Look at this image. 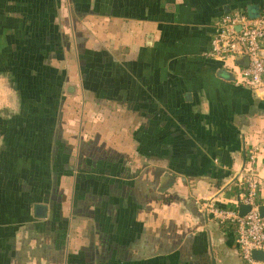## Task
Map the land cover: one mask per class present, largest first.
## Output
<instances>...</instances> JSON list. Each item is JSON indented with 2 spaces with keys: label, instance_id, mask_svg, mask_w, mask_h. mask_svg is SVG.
<instances>
[{
  "label": "crops",
  "instance_id": "0c3cea01",
  "mask_svg": "<svg viewBox=\"0 0 264 264\" xmlns=\"http://www.w3.org/2000/svg\"><path fill=\"white\" fill-rule=\"evenodd\" d=\"M250 6L0 0V264H246L204 206H235L253 152L264 205V87L208 56Z\"/></svg>",
  "mask_w": 264,
  "mask_h": 264
},
{
  "label": "built area",
  "instance_id": "2783aa9c",
  "mask_svg": "<svg viewBox=\"0 0 264 264\" xmlns=\"http://www.w3.org/2000/svg\"><path fill=\"white\" fill-rule=\"evenodd\" d=\"M240 27V30L238 29ZM264 12L257 19H250L245 13L234 12L221 16L214 24V34L208 56L222 63L226 70L234 72L239 84L253 90L264 87ZM241 58H248L247 67L239 66ZM256 154L248 156L249 168L241 175L242 194L233 208H220L214 204L205 205L206 212L225 226L235 230V241L241 259L246 264H264L252 257L255 251L264 252V219L261 218L258 200L259 179L254 163ZM247 205L250 211L240 216L239 207Z\"/></svg>",
  "mask_w": 264,
  "mask_h": 264
},
{
  "label": "water",
  "instance_id": "95a60500",
  "mask_svg": "<svg viewBox=\"0 0 264 264\" xmlns=\"http://www.w3.org/2000/svg\"><path fill=\"white\" fill-rule=\"evenodd\" d=\"M247 13L250 19H257L260 16V10L258 7H255V6H250L247 10ZM238 29L240 30V27H238ZM260 57L264 59V50L261 51ZM238 63L243 67H247L249 65V60L248 58H241L238 61ZM226 71L229 73L230 77L233 80H235L236 74L229 70H226ZM174 183H175V177L169 173H166L162 180V185L159 191L161 193L166 192L169 189L170 185ZM249 211H250V207L247 205H241L239 207L240 216H245ZM259 213H260L261 218L264 219V205L260 206ZM34 214H35V217L38 219H45L47 218V215H48V207L42 204H37L34 208ZM252 257L255 261L264 263V252L263 251H255Z\"/></svg>",
  "mask_w": 264,
  "mask_h": 264
},
{
  "label": "rangeland",
  "instance_id": "374dc122",
  "mask_svg": "<svg viewBox=\"0 0 264 264\" xmlns=\"http://www.w3.org/2000/svg\"><path fill=\"white\" fill-rule=\"evenodd\" d=\"M77 105H79V103H76ZM80 104H82L81 102H80ZM74 108L76 109V111L78 110L77 109V107L74 105ZM74 113V112H73ZM77 116H79V113H77ZM70 150H72V148L70 147ZM105 260H106V258H105Z\"/></svg>",
  "mask_w": 264,
  "mask_h": 264
},
{
  "label": "trees",
  "instance_id": "16d2710c",
  "mask_svg": "<svg viewBox=\"0 0 264 264\" xmlns=\"http://www.w3.org/2000/svg\"><path fill=\"white\" fill-rule=\"evenodd\" d=\"M239 64V63H238ZM239 66H241L240 64H239ZM243 85V84H242ZM245 86H247V85H245ZM247 87H249V86H247ZM249 88H251V87H249ZM252 89V88H251Z\"/></svg>",
  "mask_w": 264,
  "mask_h": 264
}]
</instances>
